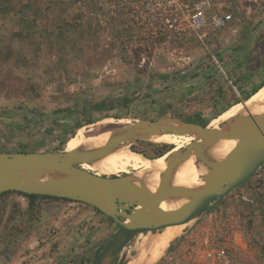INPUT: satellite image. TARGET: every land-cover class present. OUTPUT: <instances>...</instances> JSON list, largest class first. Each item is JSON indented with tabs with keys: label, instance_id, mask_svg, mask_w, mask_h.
Segmentation results:
<instances>
[{
	"label": "rangeland",
	"instance_id": "obj_1",
	"mask_svg": "<svg viewBox=\"0 0 264 264\" xmlns=\"http://www.w3.org/2000/svg\"><path fill=\"white\" fill-rule=\"evenodd\" d=\"M216 1L232 14L224 29L152 41L128 12L112 14L99 0H0V151H52L88 168L91 153L69 151L79 130L126 136L150 125L162 139L126 144L153 160L183 150L188 135L264 81V0ZM106 118L118 123H100ZM117 203L122 213L107 217L80 201L4 195L0 264H92L136 208ZM164 227L143 228L114 264ZM220 250L230 264H264V164L200 208L155 264H213L207 253Z\"/></svg>",
	"mask_w": 264,
	"mask_h": 264
},
{
	"label": "water",
	"instance_id": "obj_2",
	"mask_svg": "<svg viewBox=\"0 0 264 264\" xmlns=\"http://www.w3.org/2000/svg\"><path fill=\"white\" fill-rule=\"evenodd\" d=\"M264 106V83L251 95L233 103L206 125L185 138L174 175L155 180L130 171L100 175L73 163L72 158L52 151H0V195L6 191L49 195L91 204L99 209L117 201L136 204L134 212L98 252L92 264H114L121 252L137 239L154 216L215 206L264 164V120L253 114ZM239 130L248 143L249 134L259 139L261 152L220 174H212L216 149L230 129ZM158 157V156H157ZM27 166L40 167L50 176L39 181L21 172ZM170 186H173L170 188ZM219 186L214 192L208 187ZM202 193L201 195H198ZM102 194H108L100 200Z\"/></svg>",
	"mask_w": 264,
	"mask_h": 264
},
{
	"label": "bare ground",
	"instance_id": "obj_3",
	"mask_svg": "<svg viewBox=\"0 0 264 264\" xmlns=\"http://www.w3.org/2000/svg\"><path fill=\"white\" fill-rule=\"evenodd\" d=\"M254 118L264 120V106L260 107L253 114ZM118 123V120L113 121L112 118L103 119L100 123ZM92 126L89 131H92ZM86 130H79L74 137L68 142L69 151L73 155H83L88 151L93 155V161H83L88 168H95L104 174H117L119 172H128L129 170L137 171L138 174L152 178L155 180H164L165 178L174 175V167L179 160L181 152L179 148L170 149L169 152L162 157L153 160L142 153L131 149L126 141H131L134 138H155L162 139V131L156 125H150L136 132H132L126 136H85ZM229 132L226 133L220 146L216 149L215 156L212 162V174H220L230 167L247 161L248 159L258 155L262 147L259 144V139L253 131L249 134L254 138L256 145L247 142L243 134L233 128L230 138ZM230 148L227 149V146ZM90 149H93L90 151ZM178 149V150H176ZM83 160V159H81ZM86 168V167H84ZM86 168V169H88ZM21 172L31 176L41 182L49 178V174L40 167L27 166L21 168ZM173 186H170L172 188ZM219 186L205 188V192H214ZM199 193L198 195H201ZM109 197L108 194H102L99 199L105 200ZM125 206L114 202L102 208L105 213L111 216L122 213L120 210ZM199 209L181 211L179 213H163L151 218L145 225L147 228L150 223L154 226L164 223L163 231L153 235L147 234L140 243L138 253H135L131 258H128L124 264H155L166 252L171 241L178 235L182 227L192 223L198 217Z\"/></svg>",
	"mask_w": 264,
	"mask_h": 264
},
{
	"label": "built area",
	"instance_id": "obj_4",
	"mask_svg": "<svg viewBox=\"0 0 264 264\" xmlns=\"http://www.w3.org/2000/svg\"><path fill=\"white\" fill-rule=\"evenodd\" d=\"M110 13L128 12L144 37L161 41L194 36L205 40L210 31L222 30L232 14L216 0H99ZM213 264H230L223 250L208 252Z\"/></svg>",
	"mask_w": 264,
	"mask_h": 264
},
{
	"label": "trees",
	"instance_id": "obj_5",
	"mask_svg": "<svg viewBox=\"0 0 264 264\" xmlns=\"http://www.w3.org/2000/svg\"><path fill=\"white\" fill-rule=\"evenodd\" d=\"M264 83V81L263 82H261L259 85H257L256 86V88H255V90H257L262 84ZM172 146H169V147H167V148H163V149H160V147L158 148L160 151H158L157 153L158 154H156V157L157 156H160V155H162L164 152H166L167 150H169V148H171ZM131 149H133V150H136L134 147H131ZM33 151H35V150H31V151H28V152H33ZM137 151V150H136ZM144 155H146V156H150V154H146V153H144ZM154 158V157H153ZM12 192H15V193H18V194H21V195H24L25 197H27L30 201H34V199H36V198H38V197H42V198H60V197H54V196H49V195H38V194H28V193H23V192H20V191H6V192H4V193H2L1 195H0V199L4 196V195H6V194H8V193H12ZM61 199H67V198H61ZM67 200H71V199H67ZM102 212V211H101ZM103 214H104V216H107V217H109V215L107 214V213H104L103 212Z\"/></svg>",
	"mask_w": 264,
	"mask_h": 264
},
{
	"label": "flooded vegetation",
	"instance_id": "obj_6",
	"mask_svg": "<svg viewBox=\"0 0 264 264\" xmlns=\"http://www.w3.org/2000/svg\"><path fill=\"white\" fill-rule=\"evenodd\" d=\"M93 263V262H92Z\"/></svg>",
	"mask_w": 264,
	"mask_h": 264
}]
</instances>
